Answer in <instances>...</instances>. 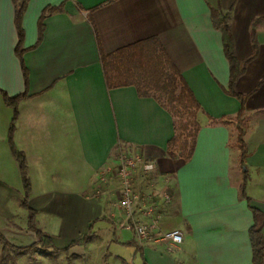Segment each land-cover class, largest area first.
Here are the masks:
<instances>
[{
	"label": "crops",
	"instance_id": "obj_1",
	"mask_svg": "<svg viewBox=\"0 0 264 264\" xmlns=\"http://www.w3.org/2000/svg\"><path fill=\"white\" fill-rule=\"evenodd\" d=\"M23 2L0 0V90L8 97L26 95L18 104L15 148L25 157L37 228L61 250L97 220L85 247L102 253L104 264H253L251 208L264 214V0H25L20 24L26 82L15 52V10ZM46 9L51 11L36 45ZM223 17L242 68L234 86L242 103L227 94ZM148 39L162 46L200 105L199 132L186 162L169 150L174 119L152 96L105 84L99 49L108 55ZM9 119L0 99L3 216L11 198L15 208L22 200L19 169L6 142ZM123 155L140 160L134 189L153 208L134 217L153 225L142 245L118 203L115 172ZM26 225L27 213L25 225L15 221V244L26 240L20 247L36 242ZM173 230L182 231L183 241L169 249L158 238ZM71 249L65 255L70 262L78 255Z\"/></svg>",
	"mask_w": 264,
	"mask_h": 264
},
{
	"label": "trees",
	"instance_id": "obj_2",
	"mask_svg": "<svg viewBox=\"0 0 264 264\" xmlns=\"http://www.w3.org/2000/svg\"><path fill=\"white\" fill-rule=\"evenodd\" d=\"M24 5L25 0L15 10V27L18 35V43L15 52L20 60L26 82L27 73L22 61L24 52L22 50L23 32L20 24ZM50 11L51 10L46 9L41 15L36 45L41 41L44 30L43 21L46 13ZM212 14L214 19L218 17L216 12ZM226 19V17L222 18L220 30L222 33L223 52L230 66L227 94L237 98L242 103L243 97L234 91L235 83L242 74V68L233 55L232 37L226 24ZM99 58L107 89L111 90L133 86L139 96H152L171 115L174 119L175 135L169 142L168 148L177 158L184 162L188 161L192 156L195 140L199 132L197 114L200 111V105L158 41L156 39H148L121 48L108 55H105L101 49H99ZM0 96L4 104L13 110V117L8 131V143L20 172L23 187V199L20 202V206L27 212V230L32 232L36 238V242L29 246L16 247L11 245L0 233V245L2 246L0 264L9 263L10 253L15 255H32L35 253H50L52 255L62 253L67 255L71 248L86 245L92 240L93 233L91 230L97 220L91 222L87 234L72 241L66 248L61 250L55 248L52 239L37 228L35 223L36 212L28 205L31 187L27 177L25 157L21 152L16 150L13 144L15 124L18 118V104L26 95L23 94L10 98L0 90ZM241 115L242 110H240L236 118L238 125H240ZM242 137L243 131L238 128L237 144L240 152V167L244 166L246 157L245 145ZM246 183L247 175L243 173L240 185V192L243 197H245ZM251 212L253 214V225L249 229V240L252 250V263L264 264V214L254 208H251ZM136 250L140 252V248L137 247ZM68 264H71V262L68 261ZM143 264L146 263L143 262Z\"/></svg>",
	"mask_w": 264,
	"mask_h": 264
},
{
	"label": "rangeland",
	"instance_id": "obj_3",
	"mask_svg": "<svg viewBox=\"0 0 264 264\" xmlns=\"http://www.w3.org/2000/svg\"><path fill=\"white\" fill-rule=\"evenodd\" d=\"M14 98V97H10ZM1 102L4 105L6 109L10 111V119H9V126L11 124V120L13 117V110L9 107H7L4 102L2 97L0 96ZM198 115V114H197ZM239 127V125H238ZM8 131L9 127L7 130V137H6V142L7 146L9 149V152L11 154V158L13 162H15L10 147L8 143ZM237 136H238V131H237ZM13 144L15 147V132L13 136ZM236 147L238 148L237 144V137H236ZM20 174V172H19ZM21 179V177H20ZM31 187V186H30ZM21 191H22V199H23V187H22V182H21ZM14 195L15 191L13 190ZM31 194V192H30ZM22 201V200H21ZM7 214L3 216V214H0V233L2 236L11 244V245H17L20 247V243H25L26 240L23 238L20 239V243L15 244V221L16 224L20 225H25L26 223V211L22 209L21 206L15 208V196L10 199L8 203V210L6 212ZM18 234H23V231H17ZM86 245L83 246H75L71 250L73 253H76L78 255H75V258H72L71 264L76 263V264H82V262L86 263L87 261L90 262V264H104L102 253H99L97 249L94 247H85ZM107 247H104L103 249V256L107 254ZM1 249L2 246L0 245V255H1ZM122 250H124L122 248ZM123 253V255H122ZM126 250L121 252V257H124ZM65 254L62 255H52L50 253L47 254H32V255H15L13 253H10V261L8 264H68V259ZM74 259V260H73ZM79 259V260H75ZM109 264H116L113 260L110 261ZM126 264H134L133 261H127Z\"/></svg>",
	"mask_w": 264,
	"mask_h": 264
},
{
	"label": "built area",
	"instance_id": "obj_4",
	"mask_svg": "<svg viewBox=\"0 0 264 264\" xmlns=\"http://www.w3.org/2000/svg\"><path fill=\"white\" fill-rule=\"evenodd\" d=\"M140 160L135 157L121 156L116 166V177L119 182V207L124 211L129 222L127 228L132 231L139 245L149 241L153 225L141 224L134 221L135 215L145 216L152 211V205L141 196L133 185V174ZM169 201V197L165 198ZM158 241L166 244L169 249L178 248L183 241V233L180 230H173L163 233Z\"/></svg>",
	"mask_w": 264,
	"mask_h": 264
}]
</instances>
